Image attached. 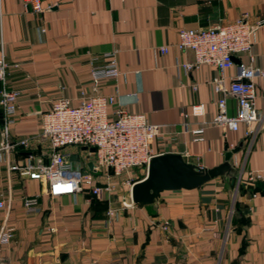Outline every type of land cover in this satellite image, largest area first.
Segmentation results:
<instances>
[{
	"label": "crops",
	"instance_id": "obj_1",
	"mask_svg": "<svg viewBox=\"0 0 264 264\" xmlns=\"http://www.w3.org/2000/svg\"><path fill=\"white\" fill-rule=\"evenodd\" d=\"M40 2L43 11L34 13L21 0L0 1L5 86L19 93L8 138L29 140L11 153L13 161L45 158L48 144L37 138L40 114L56 99L77 105L81 92L92 94L88 60L96 57L100 66L103 55L115 52L120 75L95 87L97 94L117 93L108 118L116 110L145 115L163 134L151 145L153 155L179 154L203 168L222 164L241 145L230 159L237 181L217 178L200 190L163 192L154 205L142 207L131 205L122 186L102 199L87 193L51 198L41 183L0 167V201L8 206L0 210V232L13 235L0 241V264H264V186L245 183L248 173L264 170V79L256 80L258 121L240 124L236 132L211 126L217 114L211 81L219 72L210 66L184 71L181 64L193 56L175 46L180 29L225 25L243 15L250 23L264 20V0ZM250 56L235 58L264 71V22ZM233 76V68L224 71L225 87ZM193 107H199L196 114ZM226 113H236L231 97ZM1 125L0 111V140ZM199 129L203 134L195 136ZM198 137L203 140L194 141ZM131 177L138 181L144 173ZM34 196L39 211L27 213L23 201Z\"/></svg>",
	"mask_w": 264,
	"mask_h": 264
},
{
	"label": "built area",
	"instance_id": "obj_2",
	"mask_svg": "<svg viewBox=\"0 0 264 264\" xmlns=\"http://www.w3.org/2000/svg\"><path fill=\"white\" fill-rule=\"evenodd\" d=\"M21 1L25 9L30 8L34 13L43 11L40 0ZM263 22L264 20H258L250 23L247 16L243 15L225 25L178 31L176 48L183 53L190 52L193 56L192 62L181 64L182 69L190 72L202 66H210L219 72L211 81L213 93L217 96V114L209 125L236 132L240 124L249 126L259 120L255 107L256 80L264 79V71L249 65H236L231 61V57L250 56L253 37ZM166 51V48H160L161 53ZM102 57L106 62L100 66L95 65L96 57H90L88 60L93 83L92 94L81 92L77 105H72L70 99H56L49 110L40 114L37 138L48 144L49 152L45 158L34 159L28 155L21 164L13 161L10 155L19 146L27 147L29 140L18 143L9 141V127L13 124V117L17 112L16 101L19 93L6 88V64L3 58L0 59V167L41 183L51 198L87 193L102 199L114 194L118 186L127 187L130 191L132 185L137 182L133 181L132 172H142L146 175L148 163L155 156L152 154L151 145L156 140H162L163 134L160 127L148 123L143 114L116 110L113 118H108L107 109L116 103L117 93L97 94L95 87L103 80L117 78L120 72L115 52ZM252 60L250 56V61ZM230 68L234 69V76L225 87L223 73ZM228 97L236 101L234 116H228L226 113ZM198 108L193 107L191 113L196 114ZM262 120L264 121V117ZM252 132L247 129L246 135ZM193 134L202 135L203 130H195ZM202 140L198 137L194 141ZM83 147L86 148L85 151L81 150ZM90 148L94 149L93 153L89 152ZM72 155L78 156V162L70 160ZM89 163L92 165L91 169L88 168ZM76 164L81 166L76 168ZM258 182L264 183V170L247 174V185L253 186ZM7 207L4 201H0V210ZM23 208L27 213L38 212L37 197L25 198ZM109 215L113 216V213L110 212ZM163 229H167V224ZM50 231L55 232V229ZM12 237L9 230L0 232V241L8 243Z\"/></svg>",
	"mask_w": 264,
	"mask_h": 264
},
{
	"label": "water",
	"instance_id": "obj_3",
	"mask_svg": "<svg viewBox=\"0 0 264 264\" xmlns=\"http://www.w3.org/2000/svg\"><path fill=\"white\" fill-rule=\"evenodd\" d=\"M231 61L239 65L235 57H231ZM240 146L227 152L222 164L210 169L191 164L179 154L165 153L153 156L144 178L135 182L129 191L131 204L142 207L154 205L163 192L200 190L217 178H223L233 184L237 181V170L231 165L230 159L240 150ZM81 150L85 151L86 148ZM89 152L93 153L94 149L90 148ZM70 160L78 162V156L72 155ZM91 167L89 163L88 168Z\"/></svg>",
	"mask_w": 264,
	"mask_h": 264
},
{
	"label": "trees",
	"instance_id": "obj_4",
	"mask_svg": "<svg viewBox=\"0 0 264 264\" xmlns=\"http://www.w3.org/2000/svg\"><path fill=\"white\" fill-rule=\"evenodd\" d=\"M254 185H257V187L260 186V185H263L264 186V183L258 182V183L254 184Z\"/></svg>",
	"mask_w": 264,
	"mask_h": 264
}]
</instances>
